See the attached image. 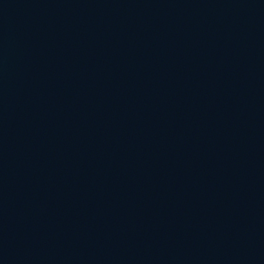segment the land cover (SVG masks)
Wrapping results in <instances>:
<instances>
[{
    "label": "water",
    "instance_id": "obj_1",
    "mask_svg": "<svg viewBox=\"0 0 264 264\" xmlns=\"http://www.w3.org/2000/svg\"><path fill=\"white\" fill-rule=\"evenodd\" d=\"M0 264H264V0H0Z\"/></svg>",
    "mask_w": 264,
    "mask_h": 264
}]
</instances>
